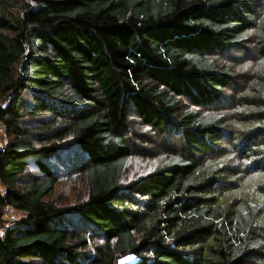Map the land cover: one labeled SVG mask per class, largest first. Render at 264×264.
<instances>
[{"label": "trees", "instance_id": "1", "mask_svg": "<svg viewBox=\"0 0 264 264\" xmlns=\"http://www.w3.org/2000/svg\"><path fill=\"white\" fill-rule=\"evenodd\" d=\"M263 6L0 0V264H264ZM134 121L157 156L128 178Z\"/></svg>", "mask_w": 264, "mask_h": 264}, {"label": "rangeland", "instance_id": "2", "mask_svg": "<svg viewBox=\"0 0 264 264\" xmlns=\"http://www.w3.org/2000/svg\"><path fill=\"white\" fill-rule=\"evenodd\" d=\"M264 7V6H263ZM263 11L259 10L258 12ZM252 46L250 45L248 47V52L244 54V52H230L232 54V57H236V59H233L232 65L235 67L238 71L236 72V80L233 82V86L230 87V91L227 93V96H229V99H235L236 96V88L241 89L244 85L245 81L250 77V74L255 68L254 62L257 61L259 58H257V53L251 49ZM218 59V58H217ZM230 62V63H231ZM240 87V88H238ZM230 109V108H229ZM135 127H138L140 132L143 134V142L138 140L137 146V152L136 155L133 156V159L131 161V164L129 166L128 171V178L132 176H138L142 173H145L148 169L152 168L155 163V158L157 156L156 148L154 145L157 144L155 141V135L151 133V131L145 129L144 127H141L139 125L138 121H134ZM174 139H176L175 142L178 144H182L181 138L175 137L173 135ZM4 144V137L3 132L0 128V146ZM63 171H66L65 168H63ZM63 182L57 186L55 189V192L52 194V198H57L58 202L62 205H69L74 202H77L79 199L85 196L84 187L80 181V178L69 176L68 174H64ZM3 191V187L0 185V192ZM14 219H19L22 214L20 212L14 213ZM14 219L10 220L9 217L4 213L2 217V224L7 226L10 224H14ZM13 221V222H11ZM101 241V240H100ZM92 249V248H91ZM134 260L133 257L129 256L126 259H123L120 261V264L123 263H131Z\"/></svg>", "mask_w": 264, "mask_h": 264}, {"label": "built area", "instance_id": "3", "mask_svg": "<svg viewBox=\"0 0 264 264\" xmlns=\"http://www.w3.org/2000/svg\"><path fill=\"white\" fill-rule=\"evenodd\" d=\"M4 213L9 217L10 220L14 219V212L9 207H4Z\"/></svg>", "mask_w": 264, "mask_h": 264}]
</instances>
